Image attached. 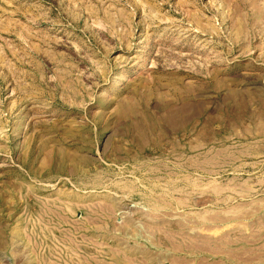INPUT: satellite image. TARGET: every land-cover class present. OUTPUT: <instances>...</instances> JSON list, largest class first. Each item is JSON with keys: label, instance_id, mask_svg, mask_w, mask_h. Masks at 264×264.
Wrapping results in <instances>:
<instances>
[{"label": "rangeland", "instance_id": "rangeland-1", "mask_svg": "<svg viewBox=\"0 0 264 264\" xmlns=\"http://www.w3.org/2000/svg\"><path fill=\"white\" fill-rule=\"evenodd\" d=\"M0 264H264V0H0Z\"/></svg>", "mask_w": 264, "mask_h": 264}]
</instances>
